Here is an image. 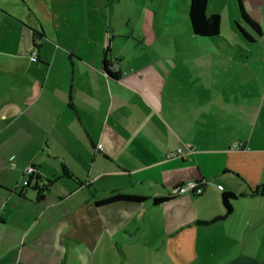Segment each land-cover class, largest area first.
I'll return each instance as SVG.
<instances>
[{
	"label": "crops",
	"instance_id": "crops-1",
	"mask_svg": "<svg viewBox=\"0 0 264 264\" xmlns=\"http://www.w3.org/2000/svg\"><path fill=\"white\" fill-rule=\"evenodd\" d=\"M240 3L260 23L264 0L207 13ZM189 7L0 0V264H88L143 226L173 264H264V47L195 34ZM114 191L148 199L96 203Z\"/></svg>",
	"mask_w": 264,
	"mask_h": 264
},
{
	"label": "rangeland",
	"instance_id": "rangeland-1",
	"mask_svg": "<svg viewBox=\"0 0 264 264\" xmlns=\"http://www.w3.org/2000/svg\"><path fill=\"white\" fill-rule=\"evenodd\" d=\"M182 13L185 14V19L182 20L181 25L187 27L190 22L188 10L184 9ZM259 17L264 34V12ZM239 22L255 36L252 45L256 48L257 46L264 47V35H259L242 18ZM235 29L236 32H239V37L236 36L234 32ZM220 35L229 38L235 45L239 43V38L244 44L252 43L242 34L236 24L228 21L226 16L222 19ZM154 230L155 229L151 230L143 226V228L133 236L134 238H131L129 233H127V239L125 241L121 242L120 237L114 238L117 244L110 246V251H105L102 258L101 256L92 257L89 255L88 264H173L168 255H166V248L163 242L161 240L159 241V239L153 235Z\"/></svg>",
	"mask_w": 264,
	"mask_h": 264
},
{
	"label": "trees",
	"instance_id": "trees-1",
	"mask_svg": "<svg viewBox=\"0 0 264 264\" xmlns=\"http://www.w3.org/2000/svg\"><path fill=\"white\" fill-rule=\"evenodd\" d=\"M209 0H190V7H189V17L191 21L192 30L195 34L204 37H211L216 38L220 37V30H221V16L218 13H207V5ZM240 15L244 21H246L259 35L263 34V29L258 21H256L251 15L246 11L244 5L240 3ZM236 26L242 32V34L250 41L255 40V36L252 35L247 29H245L239 22H236ZM110 61L108 59L105 60L104 70L110 74L112 78H118L119 74H115L109 68ZM66 170V169H65ZM68 173V170H66ZM36 178L39 179L38 174H31L30 178L28 179L27 185L29 186L32 179ZM38 182V181H37ZM46 182H43L41 186L45 187ZM264 191V186H263ZM178 193H172L167 196L163 197H156L154 200L155 204H160L162 202L171 200L179 196ZM237 197V194L233 191H225L222 195L223 204L225 207V214L219 215L212 220L209 221H201L199 220L198 223L208 225L214 223L220 219L225 218L228 216L233 209V200ZM148 199L147 196L139 195L135 193L129 192H121V191H114L108 197H105L101 200H98L96 203L98 205H104L109 203H114L118 201H132V202H144Z\"/></svg>",
	"mask_w": 264,
	"mask_h": 264
},
{
	"label": "built area",
	"instance_id": "built-area-1",
	"mask_svg": "<svg viewBox=\"0 0 264 264\" xmlns=\"http://www.w3.org/2000/svg\"><path fill=\"white\" fill-rule=\"evenodd\" d=\"M31 60H37L38 59V54L37 52H33L30 56ZM117 67V64H113L112 62H110L109 64V68L110 67ZM178 151H183V148L180 147L178 148ZM27 173L34 174L36 172V169L34 166H30L26 169ZM28 182V180L26 181ZM43 183V182H42ZM209 183H214L213 180L209 179H203V180H190L187 182H184L182 184H180L179 186L175 187L172 191V193H178V194H182V193H194V194H201L204 192L205 186ZM220 188L223 189L222 185H219Z\"/></svg>",
	"mask_w": 264,
	"mask_h": 264
}]
</instances>
